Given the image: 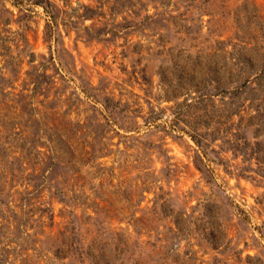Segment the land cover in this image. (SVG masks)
<instances>
[{"label":"rangeland","instance_id":"374dc122","mask_svg":"<svg viewBox=\"0 0 264 264\" xmlns=\"http://www.w3.org/2000/svg\"><path fill=\"white\" fill-rule=\"evenodd\" d=\"M0 264H264V0H0Z\"/></svg>","mask_w":264,"mask_h":264}]
</instances>
